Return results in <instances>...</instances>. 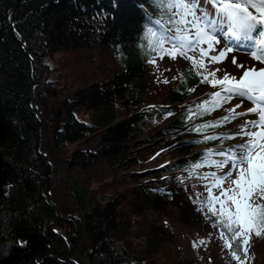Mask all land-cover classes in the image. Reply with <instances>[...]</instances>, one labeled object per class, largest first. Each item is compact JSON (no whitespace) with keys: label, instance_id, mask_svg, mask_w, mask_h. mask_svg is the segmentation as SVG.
<instances>
[{"label":"trees","instance_id":"16d2710c","mask_svg":"<svg viewBox=\"0 0 264 264\" xmlns=\"http://www.w3.org/2000/svg\"><path fill=\"white\" fill-rule=\"evenodd\" d=\"M148 15L160 16L151 0H0V264H81L74 248L83 237L79 251L87 256L88 264H153L154 257L167 247V238L151 225L137 257L117 244L124 220L142 211L139 202L159 207L170 201L165 181L174 178L185 163L176 157L163 167H147L141 151L148 146L158 151L168 145V132L180 131L191 121H200L188 128L194 137L214 130L194 131L215 119L210 112L190 119L202 110L190 103L166 125L151 129L154 114L171 110L157 104L140 108L145 93L144 64L151 55L144 43ZM97 49L109 64L104 73L81 75L74 89L64 85L56 94L55 82L37 85L48 152L55 156L57 150L67 151L64 186L78 209L61 217L50 196L56 166L41 153L43 131L30 95L42 68L28 53L40 61L59 51L76 50L72 53L84 55L94 50L97 56ZM181 80L172 99H182L198 76L191 71ZM202 137L187 138L183 147L191 148ZM212 141L216 140L205 143ZM96 167L104 172L114 169L113 189L94 197L91 188L71 173ZM118 169L122 178L116 174ZM171 169L175 170L168 174ZM113 182L127 186L118 191ZM153 189L157 190L154 200ZM130 200L139 208L127 212ZM6 241L11 247L5 256ZM18 241L26 244L19 246ZM195 262L179 258L176 264Z\"/></svg>","mask_w":264,"mask_h":264},{"label":"snow or ice","instance_id":"6c2138e0","mask_svg":"<svg viewBox=\"0 0 264 264\" xmlns=\"http://www.w3.org/2000/svg\"><path fill=\"white\" fill-rule=\"evenodd\" d=\"M151 3L157 7L160 16L154 18L148 15L143 25L147 33L144 43L149 53H155L161 59L170 57L175 60L180 57L191 61L193 67L197 63L203 67L204 57H208L212 64L221 65L209 74L212 79L206 76L199 82L211 85L213 89L218 88L207 93L214 98V107H205V101L198 106L202 110L195 112L190 119L219 108L229 113L197 126L194 131L199 133L208 127L232 126L230 132L221 131L219 136H205L202 141L195 142L222 141L216 154L224 159L211 163L219 169L230 167L216 180L217 187L225 178L232 177V169H238L236 178L231 180L235 188L223 191L221 196H210L208 202L220 203L219 224L233 233L231 242L225 240L224 246L232 249L231 255L240 260L237 252L243 248L246 253L244 246L248 243L249 233L260 236L261 229H264V205L253 204L250 199L257 189L264 198V66L251 63L256 61L264 65V0H202V3L201 0H151ZM242 49H247L246 54L251 61L241 62L236 55H230ZM196 50L200 54L199 62L188 54ZM148 62L154 63V60ZM216 72H222V77L215 78ZM197 75L200 73L197 72ZM235 100H240V103L234 108L224 107ZM245 101L255 106L247 107L246 111H236ZM248 114H256L258 119H241ZM237 138L236 143L223 146L224 140ZM258 147L260 151H256ZM212 151L208 149L209 153ZM208 191L211 193V187ZM230 192L233 194L230 195ZM208 212L217 215L214 208L210 207ZM237 237L241 238L239 242ZM16 244L24 246L26 242L18 241Z\"/></svg>","mask_w":264,"mask_h":264},{"label":"rangeland","instance_id":"374dc122","mask_svg":"<svg viewBox=\"0 0 264 264\" xmlns=\"http://www.w3.org/2000/svg\"><path fill=\"white\" fill-rule=\"evenodd\" d=\"M72 52H55L47 59V61H51L54 66L58 65L50 74L51 77L57 80V82H55L56 84L53 85V94H56V90H58L57 93H60L65 87L64 85L69 86L70 89H74L81 75L87 76L94 73V75L98 76L101 72L104 73L105 67L109 66L107 59L102 57L99 49H97V56L94 50H86L84 53L85 56L73 54ZM188 54L194 56L198 62L201 59L198 50L194 52L190 51ZM212 54L214 53H210L209 55ZM89 57H91V59ZM151 60H154V63L148 62L147 64V94L144 97L149 100V103L164 99L177 79H179L181 69L183 67H188V64L193 65L191 61H185L180 57L172 60L170 57L161 59L160 56H156ZM203 65L204 66L201 68L207 71H215L216 68L221 66L220 64L210 63L208 57L203 58ZM197 66L200 67L199 63H197ZM209 74L208 78L212 79L213 77ZM222 75V72H216L215 78H220ZM194 89L195 91H193L189 97L201 99L207 97V93L210 92L212 87L210 88L208 85L198 84ZM201 89L204 91H201ZM35 98L38 99L37 97ZM36 102L41 106L39 101ZM176 104H178V102H174L172 105ZM232 104L233 102H230L228 105ZM247 107H249V105L244 102L242 104V109L236 111H246ZM241 119L247 118L244 117ZM164 122H167L164 116L154 120L156 126H161ZM225 131H232L231 124L226 126ZM143 135L144 133L141 136ZM238 139L239 138H237V140L228 141L229 145L236 143ZM154 147L155 146H148L143 148L141 151L142 157H151V152ZM256 151H260V148L258 147ZM66 152V150H57L56 153L54 152L55 156L51 154V158L56 161L54 158L56 157L59 160H57V163L60 164V167L56 165L57 167L52 181V193L54 198L57 203L63 206L61 208L62 210H59L60 212L70 211V209H74V207L75 210H78L75 203L68 195L66 186H64L67 180L63 183V177L66 176V179L68 177V171L65 169V164L63 163V157ZM178 153L181 155L184 154V152ZM47 154H49L48 150ZM168 156L171 155L166 153L164 157L153 158L147 161V166L163 158L165 159ZM61 159L62 161H60ZM229 167L230 166H226L216 177L208 176L199 178L197 176L190 177L184 175L177 178L169 186L173 189L172 200L168 203L161 204L159 207L151 205L143 206V203L139 202L142 206V208L140 207L142 211L138 214L129 215V219L124 220L122 229L117 235V244H123L132 256L137 257V254L144 246L145 234L150 230L149 225H151L157 233L167 238L168 241L167 247H163L159 256L157 258L154 257L155 259L151 261L153 264H176L179 258L192 260L194 257H196V262L193 264H264V229H261L260 236H256L254 232L249 233L248 243L244 246V248H246V253L243 248L240 249L237 255L240 256L241 259L237 260L231 255L232 250L224 246V241L228 239L220 230L216 221L209 219V216H207V210L210 207L216 209L217 213H219L218 210L220 208L219 202L213 201L209 203V197H217L216 193L218 191L222 193L229 188H235V185L231 184V180L236 178V171H238V169H232V177L223 184H220L221 187H217L215 184L216 181H214V178L218 179ZM113 173L114 169L104 172L100 170V167H96L88 171L74 170L71 176L78 178L81 183L91 188V192L95 197L96 195L99 196L101 193L112 192L113 188L110 187V181L113 179ZM116 174L118 178L123 177L119 169L116 170ZM113 186H116L119 191L121 187L127 186V183L123 185L119 182H113ZM209 187H211V193L208 191ZM155 196V192H152L151 199L154 200L153 198H155ZM250 199L253 204L264 205V198L261 197V193L258 189L253 191ZM135 202L136 201L133 200L128 201L129 206L127 212L137 207V204H134ZM228 203L230 204V202ZM68 204L72 206L69 208ZM74 213L76 212L74 211ZM140 217L143 218V223L140 221ZM141 224L142 227H140ZM58 227L62 228L63 225L60 224ZM62 230L64 229L62 228ZM132 231H134V234ZM136 231H139V233ZM237 238H239V240L241 239L240 237ZM77 244H79L78 247H80L81 242L78 241ZM81 259L83 260V258Z\"/></svg>","mask_w":264,"mask_h":264},{"label":"bare ground","instance_id":"6f19581e","mask_svg":"<svg viewBox=\"0 0 264 264\" xmlns=\"http://www.w3.org/2000/svg\"><path fill=\"white\" fill-rule=\"evenodd\" d=\"M231 55H236L237 56V59L239 60V61H241V62H243V61H247L248 60V58L245 56V55H243V54H241V53H238V52H236V53H234V54H231ZM252 63V62H251ZM253 64V63H252ZM257 66H264V65H257ZM254 119H258V117H256V118H254Z\"/></svg>","mask_w":264,"mask_h":264},{"label":"clouds","instance_id":"9594fccd","mask_svg":"<svg viewBox=\"0 0 264 264\" xmlns=\"http://www.w3.org/2000/svg\"><path fill=\"white\" fill-rule=\"evenodd\" d=\"M4 255H8L10 253V247H11V242L10 241H6L4 243Z\"/></svg>","mask_w":264,"mask_h":264},{"label":"water","instance_id":"95a60500","mask_svg":"<svg viewBox=\"0 0 264 264\" xmlns=\"http://www.w3.org/2000/svg\"><path fill=\"white\" fill-rule=\"evenodd\" d=\"M41 124H42V122H41ZM44 150H45V147H44ZM44 150H43V153H44ZM54 162V161H53ZM55 163V162H54ZM55 164H57V163H55ZM78 254V253H77Z\"/></svg>","mask_w":264,"mask_h":264}]
</instances>
